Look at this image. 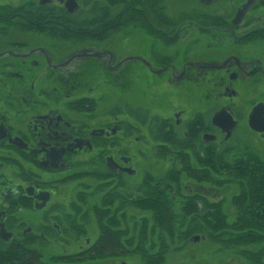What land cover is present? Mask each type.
<instances>
[{
    "label": "flooded vegetation",
    "instance_id": "flooded-vegetation-1",
    "mask_svg": "<svg viewBox=\"0 0 264 264\" xmlns=\"http://www.w3.org/2000/svg\"><path fill=\"white\" fill-rule=\"evenodd\" d=\"M206 52L225 57L205 58ZM211 70L224 71L223 81L213 84L223 86L221 97L229 101L206 114L187 118L179 108L173 118L153 113L138 122L139 110L121 96L129 76L134 86L141 75L148 81L147 72L177 87ZM107 102L113 103L109 110ZM137 123L153 124L151 151L168 162L170 153L191 157L184 151L193 150L195 162L181 166L184 177L189 168L203 174L230 139V249L237 248L246 264H264V207L246 204L250 191H264V0H0V252L28 247L39 254L33 244L49 239V232L53 242L64 229L70 236L78 232L73 221L82 209L100 214L98 237L75 251L62 245L65 254L53 260L71 261L75 254L125 264L126 240L115 234L125 200L165 223L178 204L189 223L195 218V229L203 216L217 214L218 201L201 186L183 185L176 196L183 175L171 170L156 176L142 168V182L126 196L124 181L140 170L123 138ZM141 139L137 133L135 144ZM82 178H93L92 185ZM74 179L82 184L79 203L74 207L72 199L66 208L55 196L60 183ZM36 217L43 219L38 234ZM104 231L116 245L97 253Z\"/></svg>",
    "mask_w": 264,
    "mask_h": 264
},
{
    "label": "rangeland",
    "instance_id": "rangeland-1",
    "mask_svg": "<svg viewBox=\"0 0 264 264\" xmlns=\"http://www.w3.org/2000/svg\"><path fill=\"white\" fill-rule=\"evenodd\" d=\"M258 7V6H257ZM118 41V40H117ZM114 46V44H113ZM205 58H215L217 60L225 57V54H210L205 53L203 55ZM187 58H195V55L189 54ZM143 74H145L143 72ZM148 78L143 79V75L140 76V80L136 86H134V81L128 80L123 82V88L121 90V96L123 98L124 104L128 108L134 106L139 110V119L138 122L144 117L145 122H148L150 116H153V113H157L160 116H167L173 118V114L179 108H184L185 113L183 117H190L192 112H201L206 114L208 109L212 110L216 106H220L229 101L226 97H221L225 95L223 92V86L213 84L214 81H220L225 78L223 70H211L204 72L202 78H193L188 80L185 78L180 83V86L175 87L173 83L171 85L167 84L164 81V77H154L146 72ZM227 81H224L226 84ZM147 85V86H146ZM116 94L115 90L110 91V96L113 99ZM103 105V108L109 110V107L113 106L112 102H107L106 106ZM128 108H124V111ZM142 111V113L140 112ZM125 122L134 123L135 120L131 119L130 116L123 115ZM153 123V122H152ZM150 125H140L137 123V131L130 133L128 137L123 138V144L131 145L126 147V151L129 153H135V162L137 164L139 175L133 178H128L124 181V187L126 188V196L129 198L134 192L135 183L142 182L141 169L147 168L150 172L155 173L156 176H162L168 170L173 172V176L180 175L181 166L184 165V161L191 160L195 162L194 152L190 147H186V154L190 153L191 157L180 154L170 153V156L173 160L171 162L165 159V157L160 156V152H152L151 148H154V141L152 136L148 134V129L153 128V124ZM136 124V122H135ZM140 135L142 139L137 141L135 144L134 136ZM135 144V146H133ZM136 148L135 151L131 149ZM178 150V148H176ZM125 151V152H126ZM261 151V153H263ZM208 168H202L205 171L203 174L197 173L194 168H189L190 173L186 177L181 178L179 182V187L175 192L176 196H181V186L192 185L201 186L203 192L207 193L209 199L218 201V210L225 214V224L222 227L230 228V207L232 205L231 193H230V139L220 145L219 150L217 151L216 157L208 160ZM202 167L204 164L201 165ZM203 176L201 182L197 180V176ZM206 174V175H205ZM191 177V178H189ZM196 178V179H194ZM92 185L93 178L81 179ZM82 185V184H81ZM77 184L76 180L69 181L65 183H60L59 188L57 189L56 198L60 203H66L65 207L69 205V201L72 199L74 202V207L78 205L76 194L82 186ZM177 187V186H176ZM91 187H88L90 189ZM86 189V188H85ZM87 189V190H88ZM187 193V189L183 190ZM217 195V196H214ZM261 199L258 202L251 200L247 201V205H256L258 208L264 207V191L262 195L259 196ZM94 200V198H91ZM179 201V198H178ZM92 202V201H91ZM99 202V200H98ZM76 203V204H75ZM82 206V205H80ZM233 206V205H232ZM79 208V207H78ZM76 209V208H73ZM122 221L121 225H117V233H115L120 239L126 240V247L124 249L121 247L119 252L122 250L125 253H122V256H125L122 260H125V264H246L244 263L245 259L241 253L238 252L237 248L230 249V229L224 233L213 232L212 234L208 233L209 227L207 224L218 223V218L215 216L210 217L202 223L199 231H192L188 228L192 227L185 217L183 212L180 209L178 204L173 205L174 214L168 223L163 222L158 217L159 214H154V217L150 215L148 211L145 210V207L135 205L127 202L122 206ZM217 210V212H218ZM82 209L76 211L77 216H75V221L73 225L79 224L78 232H74L70 236L67 230L64 229V234L59 238L58 242H53V237L49 232V239L43 241H37L33 244L38 251L33 248V255L38 257L39 262L42 264H122L120 259L116 258H106L98 261H90L86 257L78 259V255L74 254V257L70 259L71 261H54L53 258L57 257L59 254H65L62 250V245L69 249L70 251H75L79 248V245L85 246V239L89 238L90 241H93L98 237V231L102 227V222L100 221V214L96 216L94 213L82 214ZM28 217V215H25ZM47 217L46 215H44ZM18 215L10 216L9 219L14 221L18 219ZM78 217H80L78 219ZM37 218V217H36ZM33 218L34 224L33 233L38 234L44 228L42 227L43 219ZM158 218V220H156ZM213 221H212V220ZM209 221V222H208ZM41 224V225H39ZM29 225H31L29 223ZM206 226V227H205ZM194 228V227H193ZM82 229V232H79ZM209 229V230H208ZM207 236H206V233ZM69 232H72L70 230ZM191 234H198L202 237V240L198 242L188 241V238ZM225 237H224V236ZM70 236V237H69ZM74 237V238H73ZM246 248L248 245H241V248ZM25 254H27L26 248ZM122 251V252H123ZM233 251V252H232ZM36 253V254H34ZM118 255V256H121ZM53 256V257H51ZM122 258V257H121ZM0 264H14L10 260L1 262ZM17 264V263H16Z\"/></svg>",
    "mask_w": 264,
    "mask_h": 264
},
{
    "label": "trees",
    "instance_id": "trees-1",
    "mask_svg": "<svg viewBox=\"0 0 264 264\" xmlns=\"http://www.w3.org/2000/svg\"><path fill=\"white\" fill-rule=\"evenodd\" d=\"M247 200H249L250 202H251V200L254 201V202H258L261 199L259 198V194L258 193L256 194V193H253V192L250 191L247 194ZM151 206L154 207V206H157V205H155V203H154V204H151ZM184 215H185V213H184ZM224 215L225 214H223L220 210H218V212L216 214V216L218 218V223L208 224L209 229L211 228L210 230L208 229L209 230L208 233H210V234H212L213 232H218V233L222 232V233H224V232L228 231V229H230L227 226L226 227H222L225 224V216ZM172 216H173V213L170 214V217H169L167 223L170 221V218H172ZM158 217L162 218L163 216L160 215ZM210 217L211 216H209V215L207 217L203 216V218H204L203 222H205V220L209 219ZM156 220H158V218ZM190 223L192 224L191 226H195L196 221H195L194 217H192V220H191ZM188 229H190L192 231H195V230L199 231V230H197L195 228H192V227H190ZM206 236H207V233H206ZM115 245H116V239H115L114 235H112L108 231H104V232L101 233V236H100L99 240L97 241V243L95 244L93 249L97 253H99L101 250L113 248ZM26 250L28 251L27 254L24 253L25 249H23V248H19V247L10 248L5 253L0 252V260H1V262L10 260L14 264H16V263L17 264H40L37 256L33 255V250H29V249H26ZM34 254H36V253H34Z\"/></svg>",
    "mask_w": 264,
    "mask_h": 264
},
{
    "label": "water",
    "instance_id": "water-1",
    "mask_svg": "<svg viewBox=\"0 0 264 264\" xmlns=\"http://www.w3.org/2000/svg\"><path fill=\"white\" fill-rule=\"evenodd\" d=\"M200 238H202V237L200 235H198V234H195V235H193V236L190 237V239L193 240V241H197Z\"/></svg>",
    "mask_w": 264,
    "mask_h": 264
}]
</instances>
